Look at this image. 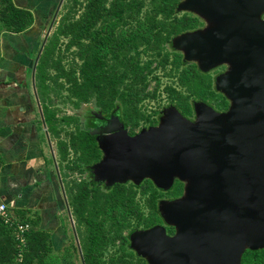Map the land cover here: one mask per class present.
I'll list each match as a JSON object with an SVG mask.
<instances>
[{
	"label": "trees",
	"instance_id": "1",
	"mask_svg": "<svg viewBox=\"0 0 264 264\" xmlns=\"http://www.w3.org/2000/svg\"><path fill=\"white\" fill-rule=\"evenodd\" d=\"M179 2L66 0L57 28L40 54L36 87L48 129L57 138L63 181L76 216L86 264H149L131 248L127 231L163 223L159 199L166 194L183 193L184 187L180 179L167 191L151 178H145L136 188L132 183L117 181L108 190L90 186L84 177L67 180L69 170L84 172L85 164L99 159L100 150L89 139L91 131L81 125L77 114H59L55 97L64 95L63 100H70L75 107L94 101L105 111L112 110L119 99L124 119L134 128L142 119H150L139 102L156 98L159 92L161 79L151 68L156 61L157 67L172 63L167 73L175 83H167L164 90L183 111L190 112L192 98L229 104L227 96L214 93L210 73L199 72L195 65L180 67L181 54L167 48L175 34L199 23L195 16L177 13ZM145 5L147 10H142ZM34 21L30 8L19 6L14 0H0V34L4 29L22 32ZM68 50L74 53L66 63ZM142 52L148 55L147 59L141 58ZM153 77L156 84L151 87ZM72 122L74 127L67 128ZM63 132L69 135L68 139L62 136ZM71 148L77 154L72 164L68 160ZM22 220H29L33 226L19 246L13 226L0 219V264H50V231L36 227L35 219ZM167 228L169 232L174 230L172 225ZM62 264H75L71 253H63ZM242 264H264V248H247Z\"/></svg>",
	"mask_w": 264,
	"mask_h": 264
},
{
	"label": "water",
	"instance_id": "2",
	"mask_svg": "<svg viewBox=\"0 0 264 264\" xmlns=\"http://www.w3.org/2000/svg\"><path fill=\"white\" fill-rule=\"evenodd\" d=\"M63 1L34 59V79ZM183 3L228 20L183 39L188 56L201 58L204 68L223 58L240 64L220 77L228 110L201 105L191 121L172 107L159 124L134 135L118 122L121 134L108 145L102 140L105 154L91 171L111 185L143 178L162 188L184 182L182 196L159 203L174 234L165 223L132 234V246L149 264H242L247 248H264V19H257L264 0Z\"/></svg>",
	"mask_w": 264,
	"mask_h": 264
},
{
	"label": "crops",
	"instance_id": "3",
	"mask_svg": "<svg viewBox=\"0 0 264 264\" xmlns=\"http://www.w3.org/2000/svg\"><path fill=\"white\" fill-rule=\"evenodd\" d=\"M14 1L30 8L35 21L22 32L4 29L0 34V198L18 218L35 219L36 227L50 231L58 247L66 236L61 159L33 78L43 28L41 2L54 0ZM52 257L54 262V251Z\"/></svg>",
	"mask_w": 264,
	"mask_h": 264
},
{
	"label": "rangeland",
	"instance_id": "4",
	"mask_svg": "<svg viewBox=\"0 0 264 264\" xmlns=\"http://www.w3.org/2000/svg\"><path fill=\"white\" fill-rule=\"evenodd\" d=\"M59 1L60 0H54L53 1V3L51 4V5H48V4H45L44 2H41L42 3V8L40 9V11H39V13H40V15L42 16V19H43V21H42V26H43V28H42V35H41V39H40V44L38 45V47H39V49H40V47H41V44H42V42H43V40H44V38H45V35H46V33H47V31H48V28H49V26H50V23H51V21H52V18H53V16H54V13H55V11H56V8H57V6H58V3H59ZM65 1L66 0H64L63 1V3H62V5H61V7H60V10H59V12H58V15H57V17H56V20H55V22H54V24H53V26H52V29H51V31H50V34H49V36H48V38L53 34V32L55 31V29L57 28V25H58V23H59V20H60V18H61V15H62V11H63V5H64V3H65ZM183 2H185V0H181V2H180V4H179V7H178V9H177V11L179 12V13H182V12H184V11H190V12H194V13H196V14H199V15H201V17L204 19V22H205V25L204 26H202V27H199V28H196V29H193V30H188V31H186V32H183V33H181V34H177V35H174L171 39H170V41L167 43V48L168 49H171V50H177V49H181L183 52H184V62L186 63V62H188L189 60H198L197 58H191L190 56H188V54H187V48H186V46L183 44V39L187 36V35H192V34H195V33H197V32H203V31H205L206 30V28L209 26V28L208 29H214V28H217L218 26H219V24L218 23H220V22H222V21H225V20H223V19H225V18H221L222 16H213V15H209L208 14V16L206 15V19L202 16V14L199 12V11H197L196 9H188V7H186V6H184L183 4ZM44 6H46V9H43L44 8ZM41 7V6H40ZM264 16V9L263 10H261L258 14H257V19L258 20H261L260 18H262ZM207 21V22H206ZM46 42H47V40H46ZM65 45L64 44H62V48L64 47ZM73 50H68V51H65V55H66V57H65V62L66 63H68L69 61H71L72 60V56H73ZM37 54H38V51H36V56H37ZM200 59V58H199ZM226 61V59L225 58H223V59H219V60H217V61H215V62H213V63H220V64H222V63H227V62H225ZM227 61H228V59H227ZM228 68L229 67H232L233 69H237L238 67H240V64L239 63H235V62H230V61H228ZM204 65V64H203ZM171 68V66H170V64L169 65H167L166 67H157V69H156V72H155V74L156 75H158V76H160V79H161V87H160V90H159V92H157V95H156V98H153V99H151V100H149V99H147L148 101H147V103H148V105H149V107H150V109H152V110H154V108H160L159 110H161V116H160V120H161V117L162 116H164L166 113H167V111L168 110H170L172 107H176L177 108V105L175 104V102H173L172 100H170L169 99V97H168V94H167V92L163 89V91H162V88L167 84V83H169V82H171V83H175V80H174V78L171 76V75H168V70ZM209 69V68H208ZM232 69V70H233ZM206 70V69H205ZM225 72H213V79H214V86L217 88V89H219V90H222L223 92H225V90L223 89V87L221 86V82H220V77L224 74ZM156 84V79L153 77L152 78V82H151V86H154ZM65 97H64V95H58V96H56L55 97V100H54V102H56V104H57V106H58V112H59V114L61 115V114H77L78 115V117H79V121H80V123H81V125L82 126H84V127H89V129H91L92 131H94V132H99V129H100V127H101V125H99L101 122H102V117L104 118V115H101L100 116V112L98 111V109L96 108V104H95V102L94 101H90V102H87L86 104H83L82 103V105L80 106V107H75L74 106V104L70 101V100H63ZM66 99V98H65ZM192 100H193V104H194V106H195V115H193V116H186V115H184L186 118H188L189 120H191V121H196L197 119H198V108L202 105V106H205V107H210V108H212L213 110H216V108L212 105V103H210L209 101H207V100H203V99H199V98H192ZM152 106V107H151ZM217 111V110H216ZM79 112H81L82 113V115H80V113ZM85 114H86V122H87V124L85 123V122H83V121H81L82 120V117H83V120H84V116H85ZM113 114H116V113H113ZM114 124H112V120H111V124L110 125H108V126H110L109 128H108V126L107 127H105V128H103V131H102V133L104 132L105 134H104V137H105V141H107L106 142V145H108L109 144V142L112 140V138L113 137H116V136H118V134H121V130L120 129H117V130H112V126L113 125H117V121H115L114 120ZM159 123H160V121H159ZM159 123H157V124H159ZM74 125H75V122H72L71 124H69V125H67V128H69V129H71V128H73L74 127ZM62 136L63 137H65V138H67L68 139V137H69V135H67L65 132H63L62 133ZM52 140H53V143H54V147L56 146V149L58 148V146H57V138L56 137H53V138H51ZM87 139H88V137H87ZM101 142H102V139H101ZM100 142V143H101ZM105 145V146H106ZM104 154H105V151H104ZM103 154V155H104ZM76 156H77V154L76 153H74L73 151L70 153V156H69V159H73V158H76ZM69 163H70V161H69ZM72 163H74V161H72ZM71 163V164H72ZM93 166V165H92ZM92 166L90 167L91 168V170H92ZM106 170H108L107 168H105ZM90 170V173H88V177H90V175L93 177V179L94 180H96V181H98V182H101L103 185H111V184H108L104 179H97L96 177H95V174H94V172L93 171H91ZM70 171V172H69ZM68 172V176L66 177V179L67 180H70V179H73V178H86V173H85V171L84 172H82V173H80V172H78V171H76V170H69ZM64 173V172H63ZM145 178H143L140 182H136L135 180H132V179H130V180H128L127 182H133V183H135V184H140L143 180H144ZM64 182V181H63ZM158 186V185H157ZM173 186H174V184L171 186V187H169V188H162V187H159L161 190H164V191H167V190H169V189H171V188H173ZM64 189L66 190V186H65V184H64ZM66 192V197H67V200H69L68 199V194H67V191H65ZM180 196H182V195H180ZM180 196H175V197H173V196H171V195H168V194H166V195H164L163 197H161L160 199H159V203L162 201V200H167V201H169V200H173V199H176L177 197H180ZM140 198H141V200L143 201V197L140 195ZM65 202H66V199H65V201H64V204H65ZM160 211V210H159ZM67 218H68V215H67V213H66V210H64L63 211V213H62V215H61V222L64 224V226H69V221L67 220ZM163 223H165V221L163 222ZM166 224V223H165ZM166 226H171V225H168V224H166ZM142 228H144V227H136L135 229H131V230H129V239H130V246H131V248H133L135 251H136V249L132 246V234L136 231V230H138V229H142ZM168 229V228H167ZM168 232H169V230H168ZM170 233V232H169ZM65 249L64 248H62L61 249V251L60 252H63ZM65 252V251H64ZM137 252V251H136ZM138 253V252H137ZM77 261H78V263L77 264H81V261H80V259L77 257ZM51 262H52V264H54V262H53V257H52V260H51Z\"/></svg>",
	"mask_w": 264,
	"mask_h": 264
},
{
	"label": "flooded vegetation",
	"instance_id": "5",
	"mask_svg": "<svg viewBox=\"0 0 264 264\" xmlns=\"http://www.w3.org/2000/svg\"><path fill=\"white\" fill-rule=\"evenodd\" d=\"M180 2H181V0H180ZM180 2H179V4H180ZM179 4H178V6H177V9H178V7H179ZM147 5H145V6H143L142 7V10H147ZM188 9H191V8H188ZM192 9H196L197 11H199L201 14H202V16L206 19V15L208 16V14L207 13H203L202 11H200V10H198L197 8H192ZM144 12V11H143ZM177 13L179 14V15H182V14H184V13H188V14H190V15H192V16H195L196 18H198V20H199V23L197 24V25H195L194 27H192V28H188V29H185V30H183L182 32H180V33H178V34H181V33H183V32H186V31H188V30H193V29H196V28H199V27H202V26H204L205 25V22H204V19L201 17V15H199V14H196V13H194V12H190V11H184V12H182V13H179L178 11H177ZM141 16H143L144 14H140ZM222 18V17H221ZM263 19H264V16L262 17ZM223 20H225V21H222V22H220V23H218L219 24V26L220 25H222V24H224V23H226L228 20L225 18V19H223ZM207 22V21H206ZM209 28V26L206 28V30L205 31H203V32H206L207 31V29ZM175 35H177V34H175ZM185 45V44H184ZM186 46V45H185ZM170 51H172V52H178V53H180L181 54V60H180V67H182V66H185V65H195V67L199 70V72H208V73H210L211 74V76H212V89H213V91H214V93H220V94H223V95H225V96H227L226 95V93L225 92H223L222 90H219V89H217L215 86H214V79H213V72H229L230 70H229V68H228V61H227V59H226V61L225 62H227V63H222V64H220V63H214V64H211V65H209L208 66V68H204L203 66H202V64H201V58L199 59V58H197L198 60H189L188 62H184V52L181 50V49H177V50H171V49H169ZM190 57L191 58H196V56H192V55H190ZM141 58L142 59H147L148 58V55L145 53V52H142L141 53ZM170 64V66H171V68L170 69H172V63L171 62H169L167 65H169ZM166 65V66H167ZM159 67H164V66H159ZM152 72H156V69H157V62L155 61L153 64H152ZM170 69L168 70V72H170ZM206 69V70H205ZM148 71V70H147ZM174 71V70H173ZM149 72V71H148ZM151 87H153V86H151ZM160 87H161V85L159 86V89L158 90H160ZM163 89H164V87L162 88V91H163ZM228 97V96H227ZM147 99H149V100H151L150 98H147ZM147 99H145L144 101H142V102H139V104L142 106V110L147 114V115H149L150 116V119L149 120H147V119H142L141 121H140V123H139V125H137L136 127H134V128H132L131 127V124H130V122H128L126 119H124V108H123V106H122V102L119 100V99H117V101H116V103H115V106L113 107V109L112 110H110V111H105L104 109H102L101 107H98V106H96V108L98 109V111L101 113L100 114V116L101 115H104V118L102 117V122L99 124V125H101V127H100V129H99V132L97 131V132H94V131H92L91 129H89V127H84V128H86V129H89L91 132L88 134V137H89V139L92 141V143L97 147V148H99V150H100V157H99V159H101L102 157H103V154H104V150H103V148H102V146H101V144L103 143V142H101V139L104 141V139H105V137H104V132L102 133V131H103V128H105V127H107L108 125H110L111 124V120H112V124H114L115 122H114V120L115 121H117V124H118V122L119 123H122V124H124V127H125V129L127 130V132L129 133V134H131V135H134V134H136V133H138L140 130H142L143 128H145V127H150V126H152V125H157V123H159V121H160V116H161V110H159L160 108H154V110H152V109H150V107H149V105H148V103H147ZM153 99V98H152ZM199 99H201V98H199ZM203 100H207V101H209L210 103H212V105L216 108V110L217 111H219V112H225V111H227L228 110V108H229V106H230V103L228 104V102H216V101H214L213 99H211V100H209V99H203ZM191 106H190V112H185V111H183L176 103V105H177V108L184 114V115H186V116H193V115H195V106H194V104H193V100L191 99ZM87 102H85V103H83V104H86ZM152 107V106H151ZM80 113V115H82V113L81 112H79ZM113 113H116V114H113ZM153 120V122H151ZM81 121H83V122H85L86 124H87V122H86V114H85V116H84V120H83V117H82V120ZM110 126H108V128H109ZM113 127V128H112ZM111 128H112V130H117L118 128H117V126L116 125H113ZM101 142V143H100ZM105 143V142H104ZM74 152V149L73 148H71V150H70V153L71 152ZM70 153H69V156H70ZM75 153V152H74ZM76 158H73L72 160L71 159H69L68 158V160L70 161V163H72V161H74ZM99 159H97V160H99ZM97 160H95V161H93L91 164H85V175H86V180H88V182H89V184H90V186H92V187H100L101 189H105V190H108V189H110L111 187H112V185H103L101 182H98V181H96V180H94L93 179V177L90 175V177H88V173H90V170H91V166L97 161ZM182 181V180H181ZM126 183H132V184H134L135 185V188L136 187H139L140 185H141V183L138 185V184H135V183H133V182H127L126 181ZM182 183H183V187L185 186V184H184V182L182 181ZM170 190V189H169ZM183 191H184V189H183ZM183 193L181 192V193H179V194H177V195H174L173 197H175V196H180V195H182ZM139 195H141V194H139ZM63 210H66V213H67V215H68V218H67V220L69 221V226H66V230H65V232H66V236H65V239H63V241H62V243H61V246H55L54 247V245H53V251H54V255H55V262H54V264H62V261H63V254L62 253H64V252H60L61 251V249L62 248H64L65 250V252H69V253H71L72 254V257H73V259H74V261H75V264H77L78 263V261H77V257L80 259V261H81V264H86V261H85V256H84V251H83V247H82V239H81V236H80V233H79V230H78V224H77V220H76V216H75V214H74V212H73V209H72V206L70 205V202H69V200L68 201H66L65 202V204H64V209ZM135 229V228H134ZM127 232H129V231H127ZM174 232H175V229L174 230H172L171 232H170V234H174ZM130 238V237H129ZM129 243H130V241H129ZM110 250H113V248H110ZM110 250H109V252H110ZM109 252H107V254L109 255Z\"/></svg>",
	"mask_w": 264,
	"mask_h": 264
},
{
	"label": "built area",
	"instance_id": "6",
	"mask_svg": "<svg viewBox=\"0 0 264 264\" xmlns=\"http://www.w3.org/2000/svg\"><path fill=\"white\" fill-rule=\"evenodd\" d=\"M0 219L13 226L18 245L22 246L26 241V232L33 226L29 220L18 218L12 211L8 202L0 198Z\"/></svg>",
	"mask_w": 264,
	"mask_h": 264
}]
</instances>
